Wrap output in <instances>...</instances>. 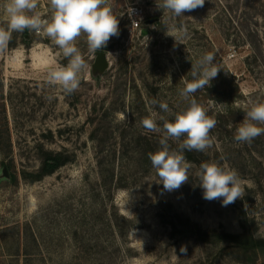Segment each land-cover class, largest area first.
Segmentation results:
<instances>
[{"label": "rangeland", "instance_id": "rangeland-1", "mask_svg": "<svg viewBox=\"0 0 264 264\" xmlns=\"http://www.w3.org/2000/svg\"><path fill=\"white\" fill-rule=\"evenodd\" d=\"M112 3L119 35L97 52L107 55L109 67L95 71L97 53H88L86 37H79L89 68L71 95L46 81L49 67L68 62L50 39L13 32L0 53V147L10 149L0 152V264H264L262 252L181 238L160 219L171 206L205 231L241 235L247 222L254 238L264 240V143L234 140L248 100H264V0H205L203 7L168 19L186 27L183 44L166 35L156 0ZM38 11L49 14L48 0H40ZM205 52H213L221 68L210 86L194 94L218 121L207 157L237 170L244 189L228 206L203 198L198 166L191 164L189 181L167 192L149 157L135 155L160 147L159 134L140 124L151 111L160 112L149 102L164 101L173 112L186 107L181 79ZM93 110L102 122L92 120ZM97 131L115 163L111 188L101 183L99 142L91 139ZM169 143L177 148L178 142ZM127 150L135 160L122 169ZM45 152L63 153L70 162L40 181H25L22 173H37ZM119 182L129 186L118 189Z\"/></svg>", "mask_w": 264, "mask_h": 264}, {"label": "clouds", "instance_id": "clouds-1", "mask_svg": "<svg viewBox=\"0 0 264 264\" xmlns=\"http://www.w3.org/2000/svg\"><path fill=\"white\" fill-rule=\"evenodd\" d=\"M39 3L40 0H4L0 6L5 24L0 26V53L8 50L13 32L23 33L27 30L50 39L68 62L66 65L49 67L46 81L65 95H71L79 89L82 77L89 68L84 54L77 47V39L84 35L88 53L95 55L107 46L113 36L119 35V19L113 13L112 0H48L49 14L46 17L38 11ZM204 3L205 0H156L157 9L163 13L161 20L165 23L166 35L182 43L188 35L186 27L175 22L169 24L167 20L175 21L185 12L203 7ZM191 62L192 67L187 75L191 79L182 77L183 87L179 89V96L186 107L173 112L168 103L153 99L149 103L158 107L160 112L151 111L140 121L146 132L160 136V147L150 152L148 157L159 183L167 192L178 190L189 181L191 163L184 153L206 152L212 147L215 138L210 132L218 123L194 98L197 91L211 85L221 69L215 63V54L205 52ZM219 105L223 110L225 104ZM243 112L245 116L235 129L234 140L251 143L264 135V127L261 126L264 125V100H248ZM170 141L178 142L176 149L171 148ZM197 177L205 200H220L222 206H228L244 194L237 170L216 162L201 163ZM185 251L182 247L181 252Z\"/></svg>", "mask_w": 264, "mask_h": 264}, {"label": "trees", "instance_id": "trees-1", "mask_svg": "<svg viewBox=\"0 0 264 264\" xmlns=\"http://www.w3.org/2000/svg\"><path fill=\"white\" fill-rule=\"evenodd\" d=\"M217 80V79H216ZM216 81L212 82V87H214ZM233 84V83H232ZM235 85V83H234ZM236 89H238V86H235ZM210 93L209 88L206 89ZM197 98V97H196ZM93 117L92 120H97L98 117H100L97 110H93ZM101 119L99 121H103V117H100ZM100 131L93 132L91 135V139L93 141L99 142V148L97 151L98 155V161L97 164L99 166L100 170V178L101 183L105 188H111L114 184V178H115V163L111 162V155L109 152H107L106 148L103 144L104 140H100L99 134ZM102 133V132H101ZM262 138V141H256V144L263 145L264 143V135L259 136L255 138L256 140H259ZM254 139V140H255ZM140 142H142L144 139L139 138ZM142 140V141H141ZM250 143H247V146ZM252 144V143H251ZM138 146V145H137ZM8 151H4L5 149L1 150L0 152H3V154H8L10 152L9 146L7 147ZM6 152V153H5ZM129 151L124 153V158L127 156V162L122 169H126L127 167H130V162L135 160V157H129ZM149 152L143 153L141 151H136L135 155H139L144 157H148ZM186 159L193 165L200 166L201 163H203V160H208L209 157H207V152H198V151H185L184 153ZM133 156V155H132ZM41 159V168L37 173H22V178L25 181H28L30 183H34L37 181L42 180L46 176L52 175L55 173L58 169L65 166L70 162V158L67 157V155L63 153H54V152H45L42 154ZM141 161V160H140ZM139 160L134 162V165L138 164ZM139 165V164H138ZM121 169V170H122ZM129 184H125L122 182L117 183L116 187L118 189H124ZM242 219H247L246 215L243 214L241 216ZM160 219L163 224L168 225V227L172 230V233L178 237L186 238V239H195L197 241L203 242V243H223V242H229L233 247L234 250H237L239 252L248 254L251 251L254 252H262L264 253V240H258L255 239L254 236L247 230V222L245 224L243 223V229L244 232L241 235H230L225 233H220L216 230L214 231H205L201 226L195 222H193L191 219L184 217L180 215L179 213L173 211L171 206L166 207L165 212L160 214Z\"/></svg>", "mask_w": 264, "mask_h": 264}, {"label": "water", "instance_id": "water-1", "mask_svg": "<svg viewBox=\"0 0 264 264\" xmlns=\"http://www.w3.org/2000/svg\"><path fill=\"white\" fill-rule=\"evenodd\" d=\"M109 67V63L107 60V55L103 52L97 53V57L94 62V70L95 71H105Z\"/></svg>", "mask_w": 264, "mask_h": 264}]
</instances>
